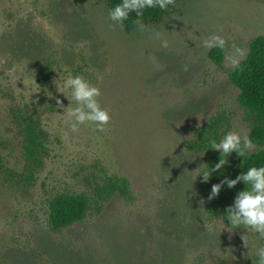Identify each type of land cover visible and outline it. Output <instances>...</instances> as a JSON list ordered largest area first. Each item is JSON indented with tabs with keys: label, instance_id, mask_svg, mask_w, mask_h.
I'll return each mask as SVG.
<instances>
[{
	"label": "rangeland",
	"instance_id": "obj_1",
	"mask_svg": "<svg viewBox=\"0 0 264 264\" xmlns=\"http://www.w3.org/2000/svg\"><path fill=\"white\" fill-rule=\"evenodd\" d=\"M108 9L106 0H0V264H255L264 240L223 223L243 182L206 199L223 175L241 174V156L207 182L199 174L219 159L209 140L249 138L254 120L229 75L264 35V0H174L147 25L166 48L148 30L114 26ZM214 37L224 40L220 65L208 56ZM69 75L100 89L111 117L103 131L73 132L55 107L57 96L75 106L56 90ZM60 193L87 196L89 208L53 229L49 201Z\"/></svg>",
	"mask_w": 264,
	"mask_h": 264
},
{
	"label": "clouds",
	"instance_id": "obj_2",
	"mask_svg": "<svg viewBox=\"0 0 264 264\" xmlns=\"http://www.w3.org/2000/svg\"><path fill=\"white\" fill-rule=\"evenodd\" d=\"M174 0H121L108 9L107 17L114 26L124 28L125 22L130 20V14H134L131 18V24L135 26V30L151 32L154 39L160 41L161 47H168V40L162 35V32L155 29H149L144 23L143 17L146 10L159 9L166 11ZM163 31H166L165 29ZM220 46H223L224 40L220 37H214ZM240 51V49H237ZM233 61V64H237ZM58 93L66 99V95L71 97L75 106H64L59 96L54 97L55 107L58 109H66L69 120L68 127L71 131L78 130L80 125L88 123L94 126L95 130L103 131L104 127L109 123L111 117L106 108H102L99 104L98 97L101 95L100 89L91 84L81 75H69L63 82L61 88L56 89ZM51 97V93H49ZM209 149L219 151V159L211 168L206 165L201 170L199 177L203 182H207L212 173L223 175V166L227 163V157L235 152L238 156L244 157L246 151L251 148L252 141L247 135L241 136L235 131L226 132L219 141L215 139L208 141ZM238 182H243L245 188L238 191L233 197L232 203L224 209L223 223L225 227L231 229L243 228L245 232H251L258 241L264 240V164L260 166H249L242 174H238L234 179H230L227 175L218 183L212 184L207 200L211 201L218 196L221 187L226 186L229 190L233 189ZM203 202V201H202ZM227 221V223H225ZM211 232L213 229L208 228ZM241 238L245 247L247 246L245 234L241 233ZM255 264H264V244L253 245Z\"/></svg>",
	"mask_w": 264,
	"mask_h": 264
},
{
	"label": "trees",
	"instance_id": "obj_3",
	"mask_svg": "<svg viewBox=\"0 0 264 264\" xmlns=\"http://www.w3.org/2000/svg\"><path fill=\"white\" fill-rule=\"evenodd\" d=\"M108 8H111L121 0H106ZM171 6V5H170ZM159 9H149L144 13L145 25L161 22L168 14ZM130 20L125 22V28L135 30ZM209 58L217 65L223 61L224 47L215 45L208 51ZM232 83L239 90V102L248 110L254 123L249 132V139L253 144L262 146L264 144V35H258L249 45L246 57L241 60L229 75ZM32 128L28 127L27 141L24 149L27 155L34 156L36 139L31 135ZM201 146V145H200ZM203 146V145H202ZM241 174L249 166H260L264 164V148L254 152L246 153L238 159ZM89 208V199L83 194L60 193L53 196L49 201L48 220L53 229L68 226L80 221L86 215Z\"/></svg>",
	"mask_w": 264,
	"mask_h": 264
}]
</instances>
